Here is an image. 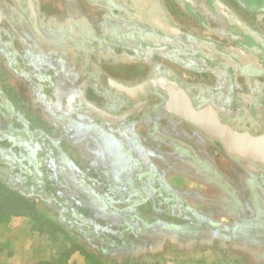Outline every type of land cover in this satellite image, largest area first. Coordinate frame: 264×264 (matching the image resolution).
<instances>
[{"label":"crops","instance_id":"crops-1","mask_svg":"<svg viewBox=\"0 0 264 264\" xmlns=\"http://www.w3.org/2000/svg\"><path fill=\"white\" fill-rule=\"evenodd\" d=\"M134 7L149 12L144 18L160 15L179 31L177 36L184 34L185 54L178 60L154 55L139 60L136 51L107 37L109 23L114 21L110 18L112 12L132 11ZM0 28L9 34L0 33L2 104L36 127V119L21 116L9 97L16 96L26 108L33 104L45 111L70 135L71 158L99 184H103L100 173L107 171L110 177L113 166L119 170L135 167L146 174L154 170L180 202L225 227L199 228L185 223L183 234L163 237L160 242L167 249L164 248L161 256L152 257L150 264H264V225L261 223L264 218L260 217L261 211H253L247 197L249 186H244L247 176L241 179L247 192L243 201L240 190L229 180H223L227 176L234 181V174L239 175L241 169L239 164L189 126L163 116L165 127L195 140L199 149L195 151L197 157L209 164L210 172L220 176L219 182L212 183L197 175L191 166L189 169L174 168L178 167L175 164L169 167L170 159L156 151L163 146L147 143L154 139L165 143L148 132L152 122L157 121L153 115H148L150 121L138 119L133 125V135L128 131L114 132L113 126L98 119L92 123L76 115L73 118L76 129H73L78 133L75 135L65 125L64 121L68 120L56 117L50 109L52 92L66 109L73 106L81 110V98L105 109L113 97L107 86L109 79L135 85L162 72L180 82L192 81L189 83L205 88L211 98L206 104L221 109L222 117L235 127H246L253 134L264 133V0H0ZM97 38L103 40L102 45L97 44ZM7 43H12L17 59L22 61L5 54ZM148 59L155 63L146 65ZM23 71L29 75H22ZM47 85L50 98L42 96ZM46 101L51 103L46 105ZM5 116L1 108L0 128L7 123ZM158 125L160 122H156L151 133L155 130L160 133ZM92 130L94 134L90 135ZM81 131L89 133L80 135ZM59 139L62 147L63 138ZM133 149L138 152L134 153ZM175 154L184 160L182 154L176 151ZM84 162L88 170L81 166ZM192 170L197 174L191 175ZM223 185L238 202L243 215L234 208L235 211L229 210ZM182 189L196 193L200 200L182 196ZM215 203L222 206V216H212ZM148 209L146 204L143 210ZM41 211L49 218L54 217L44 205ZM154 216L166 218L161 211ZM240 218L246 223L241 224ZM74 237L81 249H72L70 244L59 248L29 217L0 214V264H93L95 259L103 264H124L98 257L81 238ZM172 237L175 238L172 240Z\"/></svg>","mask_w":264,"mask_h":264},{"label":"trees","instance_id":"trees-1","mask_svg":"<svg viewBox=\"0 0 264 264\" xmlns=\"http://www.w3.org/2000/svg\"><path fill=\"white\" fill-rule=\"evenodd\" d=\"M147 13L135 7L132 11H113L110 18L114 21L109 23L110 32H106V36L118 45L136 51L139 60L152 55L178 60L186 52L184 34L167 35L155 29L146 23L144 14ZM0 33L9 36L2 28ZM100 38H97V44L100 42L102 45ZM11 45L7 43L5 54L22 61V58L17 59ZM22 75L29 73L23 71ZM182 84L200 103L211 101L205 88ZM0 104V111L3 108L7 117L4 128H0V214L27 216L42 234H47L53 241H57L59 233L64 234L72 249L82 248L74 237L78 236L95 250L98 257L117 262H124L128 254L156 250L161 240L153 241L152 238L183 234L185 223L199 228L204 225L225 228L180 202L175 193L161 183L154 170L146 174L135 167L119 170L113 166L110 177L107 171L100 173L103 184H99L60 146L59 138L45 134L34 124L20 118L10 106L2 104L1 99ZM83 110V105L81 110L72 106L66 113L69 116L64 118L68 120L64 121L65 125L74 133L73 118L77 115L92 123L98 119L113 126L114 132L134 134L136 120L116 124L100 118L90 119L82 113ZM158 112L167 115L163 106ZM249 132L252 133L251 130ZM80 133L87 135L89 132ZM93 134L92 130L90 135ZM215 145L221 149L218 144ZM61 186L68 193L61 192ZM223 188L226 190L224 185ZM38 203L43 204L54 217H47L37 208ZM146 204L149 211L143 210ZM262 207H255L257 212L261 211V219L264 218ZM158 211L164 212L166 218L154 216ZM240 221L241 224L246 223L245 219L240 218ZM233 223L238 224V221ZM261 223L264 225V222ZM254 226L259 229L258 225ZM93 264L103 262L95 259Z\"/></svg>","mask_w":264,"mask_h":264},{"label":"water","instance_id":"water-1","mask_svg":"<svg viewBox=\"0 0 264 264\" xmlns=\"http://www.w3.org/2000/svg\"><path fill=\"white\" fill-rule=\"evenodd\" d=\"M145 21L164 34H179V31L160 15H152L145 18ZM108 85L128 101L140 105L121 115H115L81 98L83 112L90 119L100 118L120 124L124 118L137 113L140 108H145L152 92H161L165 97L163 109L167 115L189 125L211 143L218 144L225 155L238 159L243 168L255 166L259 172L264 171V133L252 134L234 129L222 120V110L211 104L196 107L189 93L175 79L160 75L132 86L109 79ZM140 98H143L142 102Z\"/></svg>","mask_w":264,"mask_h":264},{"label":"rangeland","instance_id":"rangeland-1","mask_svg":"<svg viewBox=\"0 0 264 264\" xmlns=\"http://www.w3.org/2000/svg\"><path fill=\"white\" fill-rule=\"evenodd\" d=\"M14 46V45H13ZM7 51V49H6ZM148 58V57H147ZM149 61H146V65H151V64H154L155 62L154 61H151L150 59H148ZM131 71H136V70H131ZM132 79V78H131ZM4 81V79H3ZM189 82H192V81H187L186 82H182L184 84H187V85H192L190 84ZM48 86V85H47ZM47 88V91H43V97H47V98H50L51 97V92H50V87H46ZM4 90H6V88L4 87ZM49 91V92H48ZM53 94V105H50V109L53 111V114L58 117V118H65L66 116H69L67 115L66 113H69V109H66L65 108V105L63 103H61V100H59L57 98V96L55 95L54 92H52ZM99 96L97 95V97H95V100L98 98ZM10 100H12L16 107L18 109H16L21 116H31L32 118H35L36 122L35 124L42 130V132H44L45 134H48L49 136L53 137V138H60L62 137L63 138V142H62V147L66 150H69L67 151V153L71 155V146L69 145V142H68V138L70 140V135L65 132V130L56 122H53L50 118H49V115L46 114L45 111L41 110L38 106L36 108V106L32 104V106L30 107H27L23 104H21L20 100L17 99L16 96H14L13 98L12 97H9ZM151 100L155 101L154 98H152ZM101 102V100H98ZM51 102L50 101H46V105L50 104ZM196 104L201 107L200 105V102L197 100ZM56 110V111H54ZM150 115H153L155 116V122H160V125H158V131L164 135V136H167L168 138H171L172 140H176L178 142H182L184 144H187L189 146L192 147V149L194 151H198V147H197V144L195 143V140L192 139H188V137L186 138L185 136H183L180 132H178L177 130H173L169 127H165V121H163V116L160 115L158 116V114L156 113H153L151 112ZM34 116H37V117H34ZM143 130V129H142ZM152 131V127H149V134L152 135L154 133H151ZM143 133V132H142ZM120 138H121V135H120ZM147 140V139H146ZM153 141V142H152ZM152 141H148L147 140V143L149 144H155L157 143L155 146H163V149L161 147V150L160 149H157L156 151L160 152V154H162L163 157H167L169 160V167L170 168H173L174 164L175 166H178V167H174V168H184V169H189V165H184L182 162H187V160L185 159L182 160L180 157H178L177 154H175V151L173 150V147L171 146V144H168V143H162L160 144V142H157L156 139L152 140ZM146 143V142H145ZM88 145V143H86ZM165 149V150H164ZM134 153L138 152L136 150H134ZM155 152V151H154ZM179 164V165H177ZM82 167L86 168V170H88V166L87 164L84 162L81 164ZM182 166V167H181ZM184 166V167H183ZM186 173H188V171H185ZM192 170V172L190 171V173H192L191 175H194L197 174L196 172H194ZM199 176H201L199 173L197 174ZM229 176V175H228ZM246 176L245 172L242 170V169H239V175L237 174H234V181H231L230 179H228L227 176H224L223 177V180H229V183L230 184H233L232 186H234L235 188L239 189L241 192L240 195H241V200L244 201V199H246V190H244L245 188H243L242 184H241V179L242 177ZM236 178V179H235ZM61 188V192H67L68 193V190L66 188H63L62 186L60 187ZM181 194L182 196L185 195L187 198H189L190 200H193V201H197V200H200V198L198 197V195L196 193H193V192H190V191H186L185 189H182L181 191ZM258 193V191L256 192ZM74 201V200H72ZM215 207V209H212L211 210V214L213 217H218V216H222L223 215V208L222 206H220L219 204H216L213 205ZM37 208L42 210L43 209V204H40L38 203L37 204ZM209 210V209H208ZM51 214V213H50ZM173 238L175 237H172V240ZM151 240V239H150ZM152 240H161V242H163V236H160V237H154L152 238ZM55 243L58 244L59 248H63L65 246H68L70 243L69 241L65 238L64 234H61L59 233L58 234V239L57 241H54ZM173 244H175V242L173 241ZM159 245V243H158ZM165 245V244H164ZM168 245V244H167ZM172 246V244H171ZM182 246V245H181ZM166 248V245L165 246H162L161 243H160V246H158V250L156 249L155 252H147L146 250H144L143 252H139L138 255H133V254H128L126 257H125V261H124V264H136L137 262H143L142 264H150L152 262V257H159L161 256V252L164 251Z\"/></svg>","mask_w":264,"mask_h":264},{"label":"flooded vegetation","instance_id":"flooded-vegetation-1","mask_svg":"<svg viewBox=\"0 0 264 264\" xmlns=\"http://www.w3.org/2000/svg\"><path fill=\"white\" fill-rule=\"evenodd\" d=\"M151 17V16H149ZM162 75V74H160ZM158 75V76H160ZM163 76H167V75H163ZM155 77V76H153ZM168 77V76H167ZM151 78V77H150ZM176 80V79H175ZM178 81V80H176ZM119 82V81H118ZM179 82V81H178ZM121 83V82H120ZM182 86V82H179ZM124 84V83H123ZM126 85V84H125ZM132 86V85H130ZM108 87L110 88V86L108 85ZM184 87V86H183ZM185 88V87H184ZM186 89V88H185ZM187 91V89H186ZM111 92L113 94L112 97V102L110 103V106L105 108V110H107L108 112H111L112 114L115 115H121L123 112L127 111V110H131L134 109L135 107H137L138 105H140V103L137 104H133L132 101H128L126 98H124L123 95L121 94H117L112 88H111ZM188 92V91H187ZM189 93V92H188ZM195 104L196 107H199L196 102L197 99H195L194 97H192V94H189ZM152 98H154L155 101L152 102ZM164 94H162L161 92H152L149 96V101L148 104L145 108H140L139 111H137V113H133L131 115H129L128 117L124 118L123 121H121V123L126 122L128 120H138V119H144L147 121H150L148 115L153 112L158 114V116L162 115L158 112V109L163 106L164 103ZM141 102L143 101V98H140ZM201 107L208 105L206 104V102L200 103ZM153 107V109H151ZM84 108V107H83ZM150 108V109H149ZM104 109V108H102ZM149 110V111H148ZM164 110V109H163ZM157 111V112H156ZM148 112V113H147ZM85 116H87L84 112H82ZM145 115V116H143ZM164 117L170 118V119H174L176 121H178L176 118L169 116V115H162ZM221 118L222 120L229 124L230 126H232L234 129H237L239 131L242 132H249V130L246 127H235L234 123L227 121L225 118L222 117V112H221ZM135 121V122H136ZM180 122V121H178ZM153 129H155V125L156 122L153 121ZM181 123V122H180ZM183 123V122H182ZM185 124V123H183ZM186 126H189L187 124H185ZM190 127V126H189ZM240 129H239V128ZM191 129H193L192 127H190ZM193 131L195 133H197L203 140L208 141L210 144H212V146H214L215 148H217L220 152L223 153V151L221 149H219L214 143H211L209 140L205 139L203 136H201L197 131H195L193 129ZM156 134V137H158L161 141L171 144V146L173 147V150L182 154L184 156V161L185 159L187 160V164L193 168H195L197 170V172L199 174H201L202 177L208 178V181L212 182V183H216L220 181V176L210 172L209 171V164L205 163V161L200 160L197 156V152H195L191 146L184 144L182 142H178L176 140H172L171 138H168L167 136L162 135L161 133H158L156 130L154 131V134ZM253 134V132H252ZM224 154V153H223ZM240 166V168L245 172L247 178H245L244 180V186H249L247 187L248 190V198L249 200L252 202V208L253 211H255V207L257 209V206H263L262 208L264 209V171L259 172L257 170V168L255 166H251V167H246L243 168L241 166V162L236 159L233 158ZM258 191V193H256ZM229 204V210H232L233 208L236 209L238 212L241 211V208H239L238 202L233 199L231 197V195L228 193V191L225 190V196H224ZM258 201V202H257ZM257 211V210H256ZM241 213V215H243L242 211L239 212Z\"/></svg>","mask_w":264,"mask_h":264}]
</instances>
